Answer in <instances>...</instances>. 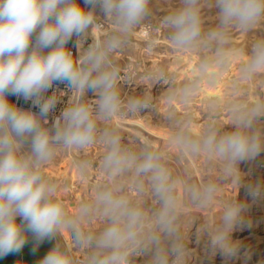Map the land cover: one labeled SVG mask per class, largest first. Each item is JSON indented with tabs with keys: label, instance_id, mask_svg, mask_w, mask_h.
Returning a JSON list of instances; mask_svg holds the SVG:
<instances>
[{
	"label": "clouds",
	"instance_id": "obj_1",
	"mask_svg": "<svg viewBox=\"0 0 264 264\" xmlns=\"http://www.w3.org/2000/svg\"><path fill=\"white\" fill-rule=\"evenodd\" d=\"M150 0H0V258L18 253L29 234L37 245L67 233L71 249L92 251L87 264H132L136 256H148L150 264H188L190 249L180 230L186 204L200 209L214 206L219 184L206 181L195 185L174 178L167 166L168 154L144 143L139 152L122 143L115 130L99 131L98 121L111 122L124 111L117 85L122 79L113 66V53L124 51L128 37L149 15ZM200 0H182V6L164 17L169 38L178 49L213 48L192 69L191 77L173 91L168 102L190 103L202 83H217L239 54L226 45L228 30H250L264 19V0H215L218 26L202 33ZM97 9L110 20L113 31L95 39L78 57L68 47L88 40L96 23ZM264 72V39L257 40L241 65L238 82H247ZM154 85L167 82L162 74L149 75ZM65 84L71 99L52 127H46L59 96L46 93L54 84ZM88 92L95 95V110L80 102ZM65 93H63L64 95ZM9 96L31 101L38 112L17 107ZM78 98V99H77ZM147 98L127 102V115L151 108ZM231 131L208 126L193 136L190 123L177 126L171 137L177 161L205 156L219 165L221 179L232 182L240 173V162L255 159L264 151V132L257 122L264 117V102L233 103ZM135 143L138 138L130 137ZM102 144L105 154L100 170L105 183L91 202L69 214L57 200V185L42 174V167L58 149L84 151ZM91 166L82 161L81 171ZM130 177L131 182H125ZM241 176L236 179L240 185ZM253 198L264 197V185H249ZM127 192H135L136 200ZM150 196L156 205L150 212L140 201ZM248 205L230 200L224 203L212 227H200L207 236V251L225 258L235 257L238 244L233 231L245 219ZM100 218L105 227L97 234L86 233L85 223ZM193 218L188 221L189 227ZM40 264H73L59 243Z\"/></svg>",
	"mask_w": 264,
	"mask_h": 264
},
{
	"label": "rangeland",
	"instance_id": "obj_2",
	"mask_svg": "<svg viewBox=\"0 0 264 264\" xmlns=\"http://www.w3.org/2000/svg\"><path fill=\"white\" fill-rule=\"evenodd\" d=\"M79 2L83 5V0H79ZM181 6L182 0H150L149 15L128 37L130 43L126 45L124 51L112 54V64L122 77L117 85L121 100L123 105H125L132 98L149 99L152 107L143 109L141 113L143 115H150L151 120L154 121V125L163 131H176L177 126L182 124V117L184 119H191L198 126H205L203 131L210 125L219 131H231L233 130L231 126L233 121L231 105L233 103L251 105L257 101L264 102V72L257 73L247 82H238L237 80V77L240 75L241 65L246 60L252 45L257 40L264 39V19L250 30H243L235 26L228 30V43L226 46L237 50L239 54L234 58L232 65L223 72L217 83L209 84L205 80L199 88L197 95L190 103L184 104L177 101L181 106L180 110L182 111H180L174 107L176 101H173L170 105L168 98L173 91L182 87L188 78L182 80L183 82L178 86L177 80L179 75L175 72L171 74L165 73L164 77L167 78V82L163 83V81H160L157 84L152 96L153 98L147 96L145 89L146 80L149 75L156 74L157 67L166 58V55H169L168 58H172V60H183L184 63L193 61L196 64L201 62L205 55H213L214 45L213 48L206 50L203 47L178 49L172 44L169 38L171 30L164 25L163 20L165 16L172 14ZM199 7L202 33L206 37L209 31L218 26L219 10L215 7V0H200ZM112 31L113 25L110 20L104 18L103 14L97 9L96 23L88 33V40L86 42L82 41L80 46L75 48V37H73L68 47L73 51L74 57L78 58L93 40L103 39L111 34ZM57 84L67 89L65 84ZM68 95L70 98L71 93L69 92ZM95 98L92 92H88L80 102L88 104L90 108L95 110ZM156 98L160 99V103L155 100ZM8 99L19 108L25 102L22 97L9 96ZM70 100L72 103L76 102V99L70 98ZM123 115L124 112L121 116ZM256 126L258 130L264 132V117L260 118ZM97 127L101 132L104 130H114L111 122L98 121ZM122 143L130 150L136 152H139L141 149L135 145H131L130 142L124 139H122ZM98 144H93L86 150L76 151V153L75 150L71 149H58L53 159L41 169L42 174L53 183H55L57 175L66 177L65 181L63 180L64 182L60 184L56 183L58 189L57 200L69 214H74L76 211L72 212L73 209L77 210L76 207L79 208V206L86 203L83 197L84 190L91 192L95 190L94 192H97L102 185L98 183L99 185L94 187L92 184H89L85 187L83 174L77 178L72 177L74 163L80 165L82 155H85L84 153H92ZM94 167L97 168V165H94ZM238 168L240 173L237 174L236 179H239L241 176L240 185L236 183V179L232 182L222 180L220 170L216 173L217 175L215 174L216 183L219 184L220 188L226 186L229 188L234 187L236 190L234 194L235 199L248 205L244 222L232 233V240L239 246L237 255L232 258H225L219 252L215 255L210 254L206 250L207 236L199 232L200 227L210 228L215 225L221 210L218 206L213 209V212L216 214L213 215L211 211L212 214H203L202 217L200 215L197 218L199 224L195 227L190 237L187 238L188 221L192 217L190 205L186 204L183 209L180 230L192 256V260L188 264H264V197L253 199L247 191L250 184L264 185V151L253 160L240 162ZM124 179L128 183L131 181L130 177H124ZM72 193H74V196L77 195L79 199L71 197ZM126 194H130V192ZM70 202L73 203L71 204ZM144 205L146 212H150L156 206L150 196L144 197ZM98 219L93 220V224L97 223L95 226H82L83 230L91 234L99 233L105 227V222L100 220V218ZM67 238L68 234L64 233L63 235H59L55 240L56 243H59L68 251V255L70 256V251L73 253L74 249L68 248ZM86 251L88 254H81L82 259L84 258L79 261L80 263L82 262L81 264H87L88 255L92 250L87 249ZM71 259L75 261L73 254ZM132 264H150L149 257L145 255L133 257Z\"/></svg>",
	"mask_w": 264,
	"mask_h": 264
},
{
	"label": "bare ground",
	"instance_id": "obj_3",
	"mask_svg": "<svg viewBox=\"0 0 264 264\" xmlns=\"http://www.w3.org/2000/svg\"><path fill=\"white\" fill-rule=\"evenodd\" d=\"M148 32H149V30H148ZM165 57L166 58L163 59L160 62L159 66L157 67L155 75L162 74L164 76L165 73L171 74V73L175 72L179 75V78L177 80L178 86H180V83L183 82L182 80H185L186 78L189 79L191 77L192 69L195 65H197L193 61L184 63L183 60L178 61V60H172V58H168L169 55H166ZM159 82H157L153 85L149 79L146 80L145 92H146L147 96L153 98L152 96L154 95L155 89H156L157 84ZM155 100H157L160 103L159 98H156ZM126 105L127 104L123 105L124 115L121 116L123 114L122 113L121 115L115 117L111 121V125L113 126V129L121 136L122 139L127 140V142H130L131 145H135V146L139 147V149L141 148V146L144 143H149V144H151L153 150L160 151L163 153H167L169 158L166 161V163H167V166H168V168H169V170H170V172L174 178H180V179L186 180L187 182H189L191 184H195V185H200V184H202L206 181H209V180L216 182L215 174L219 170L218 163H216L214 161L209 162L206 159V157L203 155H201L199 158H193L191 156H188V157L183 158L180 161H177L175 159V157L177 155L176 149L173 146H171V143H170L171 137L173 136L175 131H171V130L163 131V130L158 129L154 125V121L151 120L152 118L150 115H143L141 112H140V114H137L134 116L127 115ZM174 107H176V109H178V110L181 109V106L177 103V101H176V104L174 105ZM22 109H25V108H22ZM180 111H182V110H180ZM186 122L190 123L191 133L193 136L199 135L200 133L203 132V129L205 128V126H201V125L198 126V124H195L194 122H192L191 119H184V117H182V123H186ZM53 124L54 123L51 124V121H48V124L46 125V127L50 128L53 126ZM130 137L138 138L140 143L133 142L130 139ZM97 146H99V147H97ZM97 146L93 150V152L90 154L83 152L85 155H82L81 161L86 160V161L91 162V166L86 171H81L80 165H78L77 163H74V166H73L74 170L72 173L73 174L72 177L77 178V177H80L81 174H83V179H84L83 183H84L85 187L88 186L89 184H92L95 187L99 184L103 185V183H105L104 175L100 170V162L102 160L103 155L105 154V147L102 144H98ZM75 153H76V151H75ZM94 163H97V164H94ZM94 165H97V168H95ZM65 179H66L65 176L57 175L56 180L54 182H55V184L56 183L60 184L61 182H64ZM124 181L126 182L125 179H124ZM94 191L91 192L88 190H84V194H83L84 196L83 197H84V199H85L84 201L86 203L91 202L92 198L94 197V195L96 193ZM235 191L236 190L234 189V187L229 188L228 186H226L224 188H220V192L218 193V198L215 201L214 206H212L211 208L200 209V208H196V207L192 206L191 204H189L190 205V214H191V217L193 218V220H192L191 226L186 231V233H187L186 237L187 238L190 237V235L192 234L195 227L199 224V221L197 218L200 215L202 217L203 214H205V215L210 214L211 211L213 212V209H215V207H217V206L220 209H222L225 202L235 199V196H234ZM128 196L131 199L136 200V193L135 192H133V193L130 192V194H128ZM71 197H77V195L74 196V193H72ZM140 204H141L142 208L145 207L144 198L141 199ZM74 206H75V204H74ZM76 208L78 209V207H76ZM73 211H76V210L73 209L72 212ZM214 214H216V213L213 212V215ZM96 219H98V218H96ZM203 219H205V218H203ZM95 224H97V223H95ZM95 224H93V222L91 224L85 223L83 226L90 227L92 225L95 226ZM84 253L88 254L86 250L84 251V250L74 249L73 253H72L73 258L75 259V256H79L81 258V254H84ZM191 260H192V256L189 257L188 263ZM81 263L77 262V264H81Z\"/></svg>",
	"mask_w": 264,
	"mask_h": 264
},
{
	"label": "crops",
	"instance_id": "obj_4",
	"mask_svg": "<svg viewBox=\"0 0 264 264\" xmlns=\"http://www.w3.org/2000/svg\"><path fill=\"white\" fill-rule=\"evenodd\" d=\"M55 245V239H46L37 245L29 234L28 240L21 251L0 258V264H40V261Z\"/></svg>",
	"mask_w": 264,
	"mask_h": 264
},
{
	"label": "built area",
	"instance_id": "obj_5",
	"mask_svg": "<svg viewBox=\"0 0 264 264\" xmlns=\"http://www.w3.org/2000/svg\"><path fill=\"white\" fill-rule=\"evenodd\" d=\"M54 92L56 93L57 96H59V101L57 103L55 110L52 111L48 116V121H51V124L55 122V119L58 118L61 115L62 111L67 107L68 101H69L68 93L70 91H68L65 87H60L58 84H54L53 88L50 89L46 93V96H51ZM63 93H65V94L63 95ZM70 102L72 103L71 100H70ZM21 108H25L26 110L29 109L33 112L39 111L38 108L33 107L31 101H25L24 104L21 106ZM66 242H67V245H70L69 235H68ZM68 248H69V246H68ZM70 256L72 258L71 251H70ZM80 260H82V257L80 258L79 256H75V261H73V264H77V262H79Z\"/></svg>",
	"mask_w": 264,
	"mask_h": 264
}]
</instances>
